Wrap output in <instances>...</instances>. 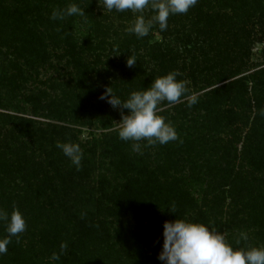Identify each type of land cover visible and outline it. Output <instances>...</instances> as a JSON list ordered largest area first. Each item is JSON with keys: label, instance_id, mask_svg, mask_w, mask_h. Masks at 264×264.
<instances>
[{"label": "trees", "instance_id": "obj_1", "mask_svg": "<svg viewBox=\"0 0 264 264\" xmlns=\"http://www.w3.org/2000/svg\"><path fill=\"white\" fill-rule=\"evenodd\" d=\"M100 2L0 0V46L11 50L0 55V209L27 224L0 264H162L163 225L177 218L234 249L264 247V48L251 62L264 0H199L143 38L127 32L139 13H102ZM71 4L86 14L50 18ZM173 71L198 102H163L179 139L134 152L118 136L128 111L100 97L111 87L127 100ZM58 142L80 145L79 170Z\"/></svg>", "mask_w": 264, "mask_h": 264}, {"label": "clouds", "instance_id": "obj_2", "mask_svg": "<svg viewBox=\"0 0 264 264\" xmlns=\"http://www.w3.org/2000/svg\"><path fill=\"white\" fill-rule=\"evenodd\" d=\"M198 2L199 0H103L101 7L107 11L130 10L139 13L127 32L135 34L137 38H143L148 36L157 24L161 32L166 31L171 15L186 14ZM149 7L156 14L146 20L143 13ZM85 14L84 9L71 4L65 9L53 10L50 18L63 20L66 17ZM136 62L134 56L128 57L127 66L131 68ZM179 75L180 73L173 71L158 77L150 87L131 93L124 101L112 93L111 87L100 97L113 109L121 108L128 111L127 115L121 113L118 136L123 141H133L134 152L142 154L141 141H147L144 145L147 147L157 143L165 145L179 139L171 123L166 122L165 117L158 114L163 111L161 104L165 101L168 106H173L187 100L189 107L198 102L197 95H189L186 82L177 79ZM56 147L62 150L77 170L80 169L83 152L79 144L58 142ZM169 210L176 214L174 206ZM0 221L6 222L7 233L0 239V256H3L8 253L12 238H18L25 232L27 224L18 209H14L11 215L0 209ZM241 239L246 241L248 235L241 233ZM67 248V243H62L59 253L54 252L50 260H59ZM158 259L162 264H264V247L234 249L227 243L223 233L202 223L177 218L174 221H166L163 225V246Z\"/></svg>", "mask_w": 264, "mask_h": 264}, {"label": "rangeland", "instance_id": "obj_3", "mask_svg": "<svg viewBox=\"0 0 264 264\" xmlns=\"http://www.w3.org/2000/svg\"><path fill=\"white\" fill-rule=\"evenodd\" d=\"M103 4V0L102 2H100L98 5L101 9H103L101 6ZM148 11V9H145ZM102 13H106L105 10L103 9L101 11ZM5 23V17H2L0 16V24H4ZM263 48H264V44H257L255 45L253 51H252V58H251V62L253 64H261L263 62V58H262V51H263ZM11 50H8L6 48V46H0V55L2 57V59H7V58H10L11 57ZM245 76V75H244ZM42 79L44 80L45 77H42ZM230 83V80L226 81L225 84H228ZM225 84H219V86L221 85H225ZM93 137H97L96 135H93L91 136L90 135V131L89 130H83V134L81 135L80 139L82 141H84L85 143L90 141L91 143L93 142ZM91 143L87 144L88 147L91 146Z\"/></svg>", "mask_w": 264, "mask_h": 264}]
</instances>
